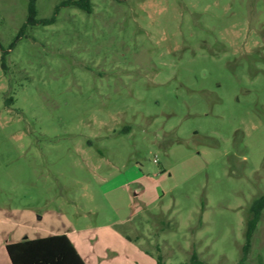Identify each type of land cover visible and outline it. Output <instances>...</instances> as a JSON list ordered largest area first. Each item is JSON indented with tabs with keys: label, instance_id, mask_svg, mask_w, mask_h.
<instances>
[{
	"label": "rangeland",
	"instance_id": "obj_1",
	"mask_svg": "<svg viewBox=\"0 0 264 264\" xmlns=\"http://www.w3.org/2000/svg\"><path fill=\"white\" fill-rule=\"evenodd\" d=\"M65 1L24 25L0 0L4 228L86 264H264V0Z\"/></svg>",
	"mask_w": 264,
	"mask_h": 264
},
{
	"label": "trees",
	"instance_id": "obj_2",
	"mask_svg": "<svg viewBox=\"0 0 264 264\" xmlns=\"http://www.w3.org/2000/svg\"><path fill=\"white\" fill-rule=\"evenodd\" d=\"M36 0H29L28 16L26 24H35L37 22L49 23L54 20L50 18H36ZM63 4H73L87 11L90 10V0H67ZM57 11V9H56ZM24 28V27H23ZM4 51L1 56V64L6 68ZM11 101V99H9ZM264 208V195H261L251 205V216L246 222V244L244 252L246 253L250 246V239L259 221L260 214ZM6 251L11 264H86L73 242L66 233H57L35 238L25 237L16 242L6 244ZM158 264H164L158 259ZM189 264H204L197 259L196 254H192Z\"/></svg>",
	"mask_w": 264,
	"mask_h": 264
},
{
	"label": "crops",
	"instance_id": "obj_3",
	"mask_svg": "<svg viewBox=\"0 0 264 264\" xmlns=\"http://www.w3.org/2000/svg\"><path fill=\"white\" fill-rule=\"evenodd\" d=\"M4 215L6 216L5 213H0V216L3 218V219H0V264H11L9 257H8V254H7V251H6V244H8L10 242L19 241L25 237H28V238H35V237L26 234L25 231H23V230L17 231L15 229H8V227L5 229L4 226H6V224H7V219L4 218ZM36 237H40V236H36ZM71 241H72V239H71ZM73 244H74V242H73ZM74 246H75V244H74ZM76 249H77V247H76Z\"/></svg>",
	"mask_w": 264,
	"mask_h": 264
}]
</instances>
